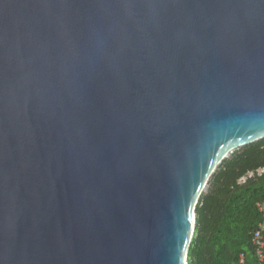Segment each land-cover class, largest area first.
<instances>
[{
	"label": "water",
	"instance_id": "water-1",
	"mask_svg": "<svg viewBox=\"0 0 264 264\" xmlns=\"http://www.w3.org/2000/svg\"><path fill=\"white\" fill-rule=\"evenodd\" d=\"M262 138L264 0H0V264H189Z\"/></svg>",
	"mask_w": 264,
	"mask_h": 264
},
{
	"label": "trees",
	"instance_id": "trees-1",
	"mask_svg": "<svg viewBox=\"0 0 264 264\" xmlns=\"http://www.w3.org/2000/svg\"><path fill=\"white\" fill-rule=\"evenodd\" d=\"M261 168L264 138L235 149L218 165L196 206L189 264H261L254 242L264 222ZM243 176L247 179L241 182ZM262 234L264 240V229Z\"/></svg>",
	"mask_w": 264,
	"mask_h": 264
},
{
	"label": "built area",
	"instance_id": "built-area-1",
	"mask_svg": "<svg viewBox=\"0 0 264 264\" xmlns=\"http://www.w3.org/2000/svg\"><path fill=\"white\" fill-rule=\"evenodd\" d=\"M264 171V168H261L258 170L259 173H262ZM255 175L254 172H252L250 174V176ZM247 177L243 176L241 178V182L246 181ZM260 208L262 209V211H264V204H260ZM263 229H264V222H262L260 224V228L255 232V236H254V242L257 244L258 247V256L260 258L261 264H264V240H263ZM244 254L242 255V258H244Z\"/></svg>",
	"mask_w": 264,
	"mask_h": 264
}]
</instances>
